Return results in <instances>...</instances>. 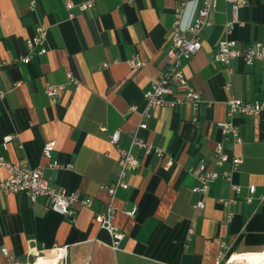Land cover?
<instances>
[{
  "label": "crops",
  "instance_id": "obj_1",
  "mask_svg": "<svg viewBox=\"0 0 264 264\" xmlns=\"http://www.w3.org/2000/svg\"><path fill=\"white\" fill-rule=\"evenodd\" d=\"M68 1L36 0L32 6V0H0V90L6 91L0 97V157L43 165L58 190L91 196L92 201L89 206L76 202L75 212L64 215L49 207L47 197L1 194L0 264H32L46 255L62 264L58 255L62 245H67L68 264H232L217 262L222 242L229 253L261 251L264 111L233 116L243 136L239 143L223 134L218 121L229 118V97L264 98V59L247 63L241 57L225 64L214 55L227 36L242 44L264 38V0H248L241 6L240 20L231 32L227 22L233 17L232 3L217 0L211 24L201 34L203 45L183 59L189 84L202 94L200 107L155 106L146 127L139 129L164 153L134 148L140 167L129 172V187H119L113 200L114 222L124 232L117 249L111 245L112 234L94 217L109 199L102 185L115 180L121 168L110 132L122 127L120 144L130 145L147 104L145 93L168 66L181 0H96L86 11L77 5L71 8L73 16ZM201 3L186 0L183 27L193 22ZM39 25L47 30L48 49L22 59L28 53L27 38ZM134 53L146 63L132 66L129 59ZM68 70L79 82L69 80ZM46 82L65 83V88L59 96L49 97ZM175 88L178 93L185 90ZM8 134L16 137L5 147ZM49 139L56 140L52 157L43 152ZM217 141L244 158L233 173L243 190L230 204L219 200L233 190L224 176L212 181L204 194L193 190L201 158L220 170L231 165L213 162ZM54 160L58 165H51ZM6 176L2 171L0 180ZM250 183L257 190L248 202L244 196ZM201 198L206 205L196 207ZM133 208L135 214H128ZM230 212L233 218L228 219ZM191 227L195 232L188 239Z\"/></svg>",
  "mask_w": 264,
  "mask_h": 264
},
{
  "label": "built area",
  "instance_id": "obj_2",
  "mask_svg": "<svg viewBox=\"0 0 264 264\" xmlns=\"http://www.w3.org/2000/svg\"><path fill=\"white\" fill-rule=\"evenodd\" d=\"M232 3V18L227 22L228 31H233L235 24L239 22V9L241 6L248 4V0H228ZM36 0H32V6L35 5ZM186 0L180 1V6L177 8V15L173 29L171 33V46L168 49V66L161 74L158 80L152 82V87L149 88L145 96L148 99L145 109L142 110L141 120L137 128H135L131 134V142L128 147H123L120 144V138L122 133V127L116 128L113 132H110V139L112 143L116 144L119 150V173L118 176L112 182L102 185V187L109 194V199L106 202L105 208L95 212V220L101 225L102 228L108 230L112 234L111 245L115 249L120 248V240L124 236V232L121 228L115 224L114 218L116 214V208L114 204V198L119 187H129L128 174L129 172L140 167L141 160L139 155L135 153L134 148L139 147L144 150L145 153L157 152L158 154L164 153L161 148L154 146L147 141L143 136L140 135L139 129L141 127H146V119L152 113L151 109L158 105H170L178 106L186 103L193 105L195 109L200 107L202 102V94L199 90L191 86L188 82L186 76V71L183 67V59L192 57L198 50H200L202 44L201 34L204 28L211 24L210 12L213 6L217 4V0H202V5L199 7L198 14L193 22L183 27L181 19L183 16L184 6L186 5ZM96 4V0H81L77 3L70 0L66 2V7L70 10V14L73 16L71 8L78 6L81 10L86 11L92 9ZM47 30L45 27L39 25L35 34L27 38L28 53L27 56L22 59L31 58L33 55L45 53L47 51L46 46ZM219 46L215 51L214 58L216 61L222 63H231L236 58H241L247 62L251 63L254 60L264 59V38L253 40V42L242 44L234 38H228V36L219 42ZM132 66H141L146 63L137 54L134 53L129 59ZM104 62L103 65H107ZM70 81L75 83L79 82V79L75 77L72 71L67 72ZM231 83L228 82L227 87ZM183 86L185 87L184 92H176L175 87ZM65 83H52L46 82L45 92L49 97L59 96V94L64 90ZM6 91L0 90V97H5ZM228 103V119L218 121V126L222 130L223 134L227 137H232V139L239 143L243 140V136L240 133L238 123L233 120V116L236 114L244 115H254L261 111H264V98L248 100L243 97L233 96L229 97ZM134 109L135 106H132ZM103 129L107 127L105 125L101 126ZM16 135L8 134L4 136L3 144L7 147L8 143L14 139ZM56 148V140L49 139L44 143L43 152L47 157H52V153ZM214 153V163L217 166H224L226 162L231 163L229 167L220 170L216 167H211L209 162L204 158H201L197 165L195 166L198 170V183L193 186V190L199 192L200 194L206 193L209 188V184L214 181L219 176H224L230 181V187L232 194L228 197H219L220 202L230 204L238 200L237 193L241 192L242 185L233 180V173L240 167L243 163V156L236 152H230L222 141H217ZM170 161L169 163H171ZM51 165H58V161L54 160ZM195 167H191L192 170ZM2 171L7 172V176L0 180V195L10 194V193H27L32 200H36L41 196L47 197L49 202V207L61 214L69 215L75 212L74 204L79 202L83 205H90L92 198L91 196H82L79 193L68 192L67 190H58L55 185H53L49 179L46 177L44 166H30L27 164L13 163L5 157H0V175ZM247 193L244 199L248 202L252 201L255 197V192L257 190L256 184L250 183L246 186ZM261 202H264V194L259 196ZM196 207H204L206 204L201 198L195 203ZM136 209L133 208L128 210L127 213L130 215L135 214ZM229 218H233V212L229 213ZM188 233V239H191L192 234L195 232L194 228L191 227ZM220 252L218 254L217 262L225 260L228 263H239V264H264V248L258 252H230L227 243L222 242ZM58 255L60 256L62 264H68L66 259V249L67 245H62L58 247ZM4 253L7 254V249H3ZM257 256V259L251 261V257ZM253 255V256H252Z\"/></svg>",
  "mask_w": 264,
  "mask_h": 264
},
{
  "label": "bare ground",
  "instance_id": "obj_3",
  "mask_svg": "<svg viewBox=\"0 0 264 264\" xmlns=\"http://www.w3.org/2000/svg\"><path fill=\"white\" fill-rule=\"evenodd\" d=\"M57 255V254H56ZM253 256V255H252ZM248 257H251L248 256ZM257 259V256L253 257V259H251V261H254ZM56 261V257L50 256V255H46V256H40L39 258H37V260L32 263V264H55Z\"/></svg>",
  "mask_w": 264,
  "mask_h": 264
}]
</instances>
